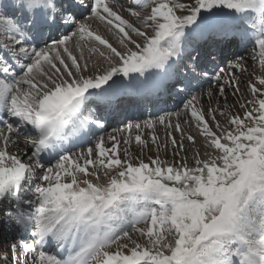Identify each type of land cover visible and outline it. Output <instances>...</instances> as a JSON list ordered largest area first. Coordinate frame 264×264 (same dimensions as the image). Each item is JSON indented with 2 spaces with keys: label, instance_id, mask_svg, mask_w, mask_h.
Returning a JSON list of instances; mask_svg holds the SVG:
<instances>
[{
  "label": "snow or ice",
  "instance_id": "1",
  "mask_svg": "<svg viewBox=\"0 0 264 264\" xmlns=\"http://www.w3.org/2000/svg\"><path fill=\"white\" fill-rule=\"evenodd\" d=\"M0 238V264H264V0H0Z\"/></svg>",
  "mask_w": 264,
  "mask_h": 264
},
{
  "label": "rangeland",
  "instance_id": "2",
  "mask_svg": "<svg viewBox=\"0 0 264 264\" xmlns=\"http://www.w3.org/2000/svg\"><path fill=\"white\" fill-rule=\"evenodd\" d=\"M245 79H246V77H245ZM241 102H243V101H241ZM214 103H215V101H214ZM220 103L221 104H223L224 103V101H220ZM228 103L229 104H232L233 103V97L231 96V94H229V96H228ZM234 111H236V109H234ZM149 118H154V116H145L144 118H141L140 120L142 121V120H144V119H149ZM121 125H118V124H113L111 127H109L108 129H107V132H112L116 127H120ZM158 133H159V135L161 136V137H163L164 136V129H163V127H158ZM100 134H104V133H100ZM121 147H124L123 145H121ZM74 151H76V149H74ZM132 151H137V146L135 145V144H133L132 145ZM188 155H189V163H191V152H189L188 153ZM167 159H169V160H171L172 159V157H171V155L169 154L168 155V157H167ZM179 158L177 157V160H178ZM4 247V243L2 242V238H1V240H0V248H3Z\"/></svg>",
  "mask_w": 264,
  "mask_h": 264
}]
</instances>
